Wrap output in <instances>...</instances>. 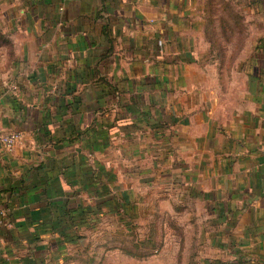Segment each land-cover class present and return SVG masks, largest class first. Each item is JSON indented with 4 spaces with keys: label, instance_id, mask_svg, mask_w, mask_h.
Listing matches in <instances>:
<instances>
[{
    "label": "crops",
    "instance_id": "0c3cea01",
    "mask_svg": "<svg viewBox=\"0 0 264 264\" xmlns=\"http://www.w3.org/2000/svg\"><path fill=\"white\" fill-rule=\"evenodd\" d=\"M0 32V264L126 231L264 264V0H0Z\"/></svg>",
    "mask_w": 264,
    "mask_h": 264
},
{
    "label": "rangeland",
    "instance_id": "374dc122",
    "mask_svg": "<svg viewBox=\"0 0 264 264\" xmlns=\"http://www.w3.org/2000/svg\"><path fill=\"white\" fill-rule=\"evenodd\" d=\"M212 9L217 10L215 7ZM218 9L227 11V4L222 2ZM226 21L218 20L215 25L221 30L222 22ZM220 30H214L213 39H216L218 43L213 55L220 60H225L227 57L231 59L235 56L239 57L241 51L238 49L241 48L244 40L242 26L239 24L234 26L231 34H224L225 32L222 34ZM1 39L0 37V43H2ZM230 43L233 48L230 46L228 50ZM172 232L178 235V228L175 227ZM160 233L162 232L158 230V234ZM121 237V241H116L110 235L104 244L97 243L96 238L92 239L91 242L80 247L81 251H71L64 262L65 264H189V261L184 262L178 253L181 249L176 236L172 238V241L168 240L166 244L161 241V244L157 243L154 247H150L147 243L145 234L139 236L134 231L131 233L126 231Z\"/></svg>",
    "mask_w": 264,
    "mask_h": 264
},
{
    "label": "built area",
    "instance_id": "2783aa9c",
    "mask_svg": "<svg viewBox=\"0 0 264 264\" xmlns=\"http://www.w3.org/2000/svg\"><path fill=\"white\" fill-rule=\"evenodd\" d=\"M21 140L20 132H4L0 129V146L7 150H12ZM1 215L5 214L4 210L0 211Z\"/></svg>",
    "mask_w": 264,
    "mask_h": 264
},
{
    "label": "trees",
    "instance_id": "16d2710c",
    "mask_svg": "<svg viewBox=\"0 0 264 264\" xmlns=\"http://www.w3.org/2000/svg\"><path fill=\"white\" fill-rule=\"evenodd\" d=\"M235 22H236V26H237V20H235ZM0 37L2 38L1 39V42L2 43L9 44V40L1 32H0ZM147 243H149L150 247H154L157 244L156 241H154V240H148V239H147Z\"/></svg>",
    "mask_w": 264,
    "mask_h": 264
}]
</instances>
